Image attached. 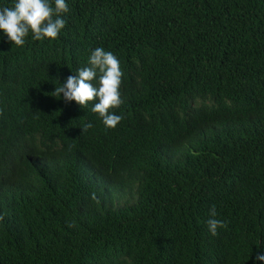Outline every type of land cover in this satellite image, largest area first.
I'll use <instances>...</instances> for the list:
<instances>
[{
	"label": "trees",
	"instance_id": "obj_1",
	"mask_svg": "<svg viewBox=\"0 0 264 264\" xmlns=\"http://www.w3.org/2000/svg\"><path fill=\"white\" fill-rule=\"evenodd\" d=\"M66 3L54 40L0 30V264H264V0ZM97 47L115 128L51 95Z\"/></svg>",
	"mask_w": 264,
	"mask_h": 264
},
{
	"label": "clouds",
	"instance_id": "obj_2",
	"mask_svg": "<svg viewBox=\"0 0 264 264\" xmlns=\"http://www.w3.org/2000/svg\"><path fill=\"white\" fill-rule=\"evenodd\" d=\"M68 11L66 0H15L11 7L0 9V30L15 46H23L30 31L35 40H54L65 27L66 21L61 16ZM76 73L68 76L51 95L61 97L63 94L66 102L75 101L83 107L94 101L92 112L99 115L106 128H115L123 119L121 115L110 112L123 102L120 94L123 72L118 58L112 52L97 47L92 51L87 66L79 68ZM92 127L91 123L84 124L82 134ZM92 198L95 199V194ZM209 216L207 226L213 236L218 234L219 228L227 227L224 221L216 219L214 206L209 209ZM256 259L264 260V255L257 254Z\"/></svg>",
	"mask_w": 264,
	"mask_h": 264
}]
</instances>
